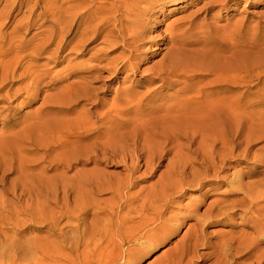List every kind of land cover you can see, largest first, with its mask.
Listing matches in <instances>:
<instances>
[{
    "label": "bare ground",
    "instance_id": "bare-ground-1",
    "mask_svg": "<svg viewBox=\"0 0 264 264\" xmlns=\"http://www.w3.org/2000/svg\"><path fill=\"white\" fill-rule=\"evenodd\" d=\"M140 1L0 0L1 113L22 94L20 105L37 101L49 64L87 42L100 40L107 58L122 48L105 59V70L118 73L138 59L143 37L129 27L151 9V0L134 3ZM230 1L221 0L226 6ZM14 11L17 29L35 30L29 42L47 35L28 46L17 33H4ZM74 27L75 36L68 39ZM178 37L164 44L176 48L142 71L151 84H160L155 90L185 78L175 98L144 108L125 93L91 117L60 119L46 115L63 101L45 98L20 122L18 133L2 139L0 158L8 167L0 161V264H15L26 254L34 264H136L146 254L141 239L150 243L149 250L163 245L188 220L194 223L166 254L169 261L152 264H264V105L227 97L230 86L254 76L239 70L244 58L235 62L223 55L226 50L214 35L210 42L194 38L191 44ZM42 60L46 63L39 64ZM79 90L71 84L59 94L77 101ZM165 160L164 172L145 193H129ZM103 164L122 167V173L105 172ZM7 173L16 178L8 181ZM8 191L13 201L5 198ZM189 191L199 196L182 205ZM209 197L216 199L208 203ZM200 207H205L202 214ZM218 223L231 230L211 243L204 228ZM8 226L16 232L11 242ZM39 227L46 228L40 237L22 242L23 234L41 232ZM202 249L210 251L199 253Z\"/></svg>",
    "mask_w": 264,
    "mask_h": 264
},
{
    "label": "rangeland",
    "instance_id": "rangeland-1",
    "mask_svg": "<svg viewBox=\"0 0 264 264\" xmlns=\"http://www.w3.org/2000/svg\"><path fill=\"white\" fill-rule=\"evenodd\" d=\"M142 1L134 3H139V6L145 5ZM230 2L226 6L223 5L221 0H158V2L151 0V9L148 13L137 16L134 23L129 27L132 31H141L143 37V41L138 42L140 44L139 58L131 61L126 68L118 73L105 70L103 67L107 65L105 59L116 57L122 52V48L110 54L108 58L104 57L103 51L109 50L107 46L100 44V40L90 44L87 42L82 49L69 54L67 59H58L54 64L50 63V76L46 77L41 86H39L41 94L37 101L20 105L22 98L25 96V94H22L21 97L11 102L7 111L1 113L0 110V147L4 143L3 138L9 134L18 133L22 129L23 125L20 122L25 117L36 113L45 98L52 100L61 99L63 101L60 106L57 105L52 109L51 114L46 115L47 119L74 118L78 115H81L82 118L91 117V114L102 112L113 103H119L124 98L125 93H128L133 98V104L139 103L144 108L168 102L172 97L175 98L177 92L182 88L185 78H177L178 82L175 85L155 90L154 88L160 84L157 82L151 84L148 80L149 77L142 71L160 62L164 55L168 53L169 48H176V44L169 45L167 48L164 47V44L170 38H175L178 35V38L182 36L184 40L186 39V42H190L189 44L193 42L194 38L198 39L199 42L204 40L210 42L214 39V35L215 39L220 41L223 46L218 44V47L226 50L223 53L225 57H232L235 62H238L239 58H244L243 62L246 61L245 67L242 68L240 66L239 70L244 71L246 75L254 76V78L250 77V79L254 80H246L247 82L244 84L230 86V92L227 97L231 101H262L261 103L264 105V0H240L237 4L234 3V0ZM36 12H39V10ZM132 14H137V11L134 10ZM15 15L16 12H12V18L8 19L4 33L7 34L13 31L19 36V41H23L24 44L28 43L32 36L36 34L35 30L26 32L25 30L17 29V26L12 24L13 16ZM20 17L17 16L16 21L20 20ZM131 18L133 19V16ZM44 29L47 28L45 27ZM75 30L76 27L68 34V39L75 36ZM212 33L213 35H210ZM46 35V33H40L37 40L29 42L28 46L37 43L38 39ZM78 36L79 34H77L71 46L76 45L79 39ZM16 51L14 50L11 55H14ZM28 52V50H25L23 53ZM66 52H68V49L61 54L64 55ZM28 60L29 58L24 59L23 63ZM45 63V60L39 62V64ZM42 69L46 71L45 66H42ZM136 70L139 71L137 72ZM257 75H261L259 80L255 79ZM210 79L212 78L210 77L207 80ZM71 84L77 86V89L81 88L79 91L82 97L77 101L75 98L64 100L62 99L64 95L59 94ZM13 87L15 88L17 85ZM1 96L2 93H0ZM44 113H47V111H44ZM0 161L2 167H8V162L4 157L0 158ZM166 163V160L161 162L160 167L152 178L147 176L142 180H137L136 186L129 193L135 194L141 190L145 193L160 174L164 172ZM83 164L85 165L84 169L92 168V164ZM77 167L80 168V166ZM101 167L108 173H122V167H106L104 164ZM141 173L142 171L138 175ZM15 178L16 174L7 173L8 181ZM0 187H2L1 182ZM7 193L8 196H5V198L13 201L10 196L11 192L8 191ZM198 196V192L189 191L182 205L189 201L197 200ZM108 197L107 195H101L98 198L105 199ZM214 199L216 198L209 197L207 202L209 203ZM204 210L205 207L197 209L199 214H202ZM193 223L194 220L186 221L184 226L167 243L156 245L150 250L148 249L150 243L141 239L139 243L142 244V250L146 251V254L139 257L136 264H152L165 259L166 254L174 251V246L181 242L188 227ZM6 230L10 242L13 241L16 237V232L9 226ZM36 230L41 232L36 231L39 234L31 232L23 234L22 242L27 243L36 236L40 237L46 231V228L39 227ZM230 230L228 226H223L219 223L204 228L208 241L211 243L217 242L223 233L227 234ZM209 251L202 249L199 253ZM171 254L168 255V258ZM165 260L169 261L167 257ZM194 263L209 264V262L196 261ZM15 264H34V260L31 254H26L24 258L17 260Z\"/></svg>",
    "mask_w": 264,
    "mask_h": 264
}]
</instances>
